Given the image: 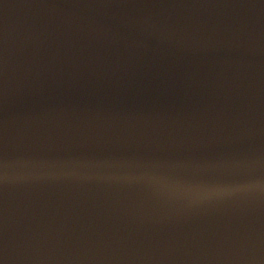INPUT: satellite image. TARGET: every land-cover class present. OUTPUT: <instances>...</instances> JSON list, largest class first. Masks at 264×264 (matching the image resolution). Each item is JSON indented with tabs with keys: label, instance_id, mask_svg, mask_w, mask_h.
Instances as JSON below:
<instances>
[{
	"label": "water",
	"instance_id": "1",
	"mask_svg": "<svg viewBox=\"0 0 264 264\" xmlns=\"http://www.w3.org/2000/svg\"><path fill=\"white\" fill-rule=\"evenodd\" d=\"M0 158L3 264H264V0H0Z\"/></svg>",
	"mask_w": 264,
	"mask_h": 264
},
{
	"label": "snow or ice",
	"instance_id": "2",
	"mask_svg": "<svg viewBox=\"0 0 264 264\" xmlns=\"http://www.w3.org/2000/svg\"><path fill=\"white\" fill-rule=\"evenodd\" d=\"M3 160L0 158V169H2ZM0 176H2V171H0ZM253 183V181L248 179H241V180H228V179H216V180H204V181H197L191 184L189 190L193 192H221L231 188L234 184L238 187H246ZM0 264H3L0 261Z\"/></svg>",
	"mask_w": 264,
	"mask_h": 264
}]
</instances>
